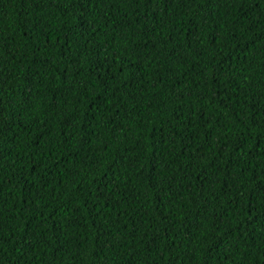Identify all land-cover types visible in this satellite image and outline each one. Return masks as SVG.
<instances>
[{
  "label": "trees",
  "instance_id": "trees-1",
  "mask_svg": "<svg viewBox=\"0 0 264 264\" xmlns=\"http://www.w3.org/2000/svg\"><path fill=\"white\" fill-rule=\"evenodd\" d=\"M0 264H264V0H0Z\"/></svg>",
  "mask_w": 264,
  "mask_h": 264
}]
</instances>
